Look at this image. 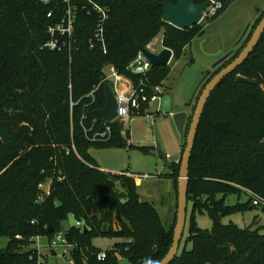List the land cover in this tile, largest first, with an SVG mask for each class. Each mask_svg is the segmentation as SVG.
Instances as JSON below:
<instances>
[{
	"label": "trees",
	"instance_id": "trees-1",
	"mask_svg": "<svg viewBox=\"0 0 264 264\" xmlns=\"http://www.w3.org/2000/svg\"><path fill=\"white\" fill-rule=\"evenodd\" d=\"M93 1L106 17L101 19L85 0H76L70 57L65 50L43 48L48 26L63 15L60 0H54L55 9L39 0H0V264H37V234L48 240L62 232L74 245V264H157L171 245L174 222L166 227L156 207L140 199L133 173L103 170L89 151L126 146L118 121L108 123L107 140L92 139L105 127L96 113L105 105L103 69L111 65L135 86L142 82L150 97L152 89L166 87L169 67L130 74L126 67L138 51L161 33L162 46L172 50L176 61L204 31L199 23L180 29L165 22L166 0ZM99 27L105 52L94 36ZM234 57L215 66L212 76ZM238 75L252 83L236 81ZM261 85L264 32L205 104L189 161L188 235L169 264H264V225L240 228L222 221L258 207L247 191L264 197ZM178 170L172 174L176 183ZM48 180L49 194L39 200L38 185ZM243 192L245 202L226 204L227 195ZM203 213L212 221L210 229L197 225L194 216ZM70 215L80 227L62 231ZM96 237L120 241L98 259L101 249L92 243Z\"/></svg>",
	"mask_w": 264,
	"mask_h": 264
},
{
	"label": "rangeland",
	"instance_id": "rangeland-1",
	"mask_svg": "<svg viewBox=\"0 0 264 264\" xmlns=\"http://www.w3.org/2000/svg\"><path fill=\"white\" fill-rule=\"evenodd\" d=\"M220 1L221 7L211 16L204 15L199 22L204 34L193 42L198 50L199 41L204 39L206 51L221 50V55L229 53V56L234 57L244 47L264 14V0ZM161 37L159 33L151 41L157 51L164 48L161 44ZM191 54L192 49L189 45L186 46L178 60L175 61L172 57L167 65L169 73L165 81L166 87L163 90L158 88L161 93L154 101L140 105L130 113L126 122H121V134L125 137V147L91 148L89 151L103 170L121 174L133 173L140 199L149 201L156 207L166 227H169L172 222L175 223L177 183L172 174L175 168L179 169L187 134L186 125L190 123L197 99L214 70L196 57L190 61L189 55ZM171 90L173 95L170 97L167 92ZM171 106L172 110H170ZM179 111L187 114L183 135L179 133L173 119V115ZM157 143L165 158L158 156ZM42 187L45 189L46 185L43 184ZM244 193L227 195L226 204L245 202L248 197ZM190 206V204L187 206L186 222L178 247L179 251L183 248L188 235ZM194 218L200 228H211L212 221L207 214H195ZM222 221L226 224L234 223L240 228L249 225H264V211L260 206L253 207L244 213L237 212L225 216ZM61 225L64 231L73 225L78 227V222L70 215ZM116 241L120 239L96 237L92 243L101 249L100 252H105ZM41 242L43 246L40 249L43 256L41 262L43 264L70 263L71 252V254H61L60 249L57 252L51 250L46 244V237H43ZM121 264H126V262L121 260Z\"/></svg>",
	"mask_w": 264,
	"mask_h": 264
},
{
	"label": "water",
	"instance_id": "water-1",
	"mask_svg": "<svg viewBox=\"0 0 264 264\" xmlns=\"http://www.w3.org/2000/svg\"><path fill=\"white\" fill-rule=\"evenodd\" d=\"M164 14L162 19L180 29H186L192 27L195 24H198L202 20L203 12L206 10L208 3L203 2L197 4L194 0H177L176 4H172L169 1H165L163 4ZM264 32V14L254 28L250 38L241 49V51L225 66L218 70L205 84L203 87L187 129L185 146L182 152L178 177H177V208L175 214V223L173 227V236L171 245L164 255V257L157 264H169L178 252V247L180 240L183 235V230L186 222V213H187V188H188V178H189V161L191 152L193 150L195 136L197 133V128L200 123V119L203 113L205 104L217 86V84L228 74L232 73L238 66H240L252 52L254 47L257 45L258 41L261 38V35ZM204 39H201L198 43V50L196 49L195 42H192L191 49L192 54L189 55V60L192 61L194 57L201 60L206 65L214 68L219 65L223 60H225L229 53L221 55V50L208 52L204 49L203 46ZM140 51L144 54L147 60L150 62L151 66L158 65H167L169 64L173 54L169 48L164 47L158 53L151 52L145 47H142ZM238 82H249L250 80L238 75L236 77ZM262 90L264 87L260 86ZM155 91V89H152ZM158 94V91H155ZM171 97L173 95L172 90L167 92ZM104 95H105V105L104 107L98 109L96 113L105 121L110 122L117 114L116 111V101L112 94L109 84H104ZM172 110V106L170 107ZM174 122L176 127L181 135L184 134L185 125L187 122V114L184 111H179L173 115ZM187 127V125H186ZM157 154L161 158H165L164 153L161 151L159 144H156ZM171 166V164H169ZM82 230L85 232L86 227L82 226ZM51 231V229H50ZM54 255V252H52Z\"/></svg>",
	"mask_w": 264,
	"mask_h": 264
},
{
	"label": "built area",
	"instance_id": "built-area-1",
	"mask_svg": "<svg viewBox=\"0 0 264 264\" xmlns=\"http://www.w3.org/2000/svg\"><path fill=\"white\" fill-rule=\"evenodd\" d=\"M60 1L63 8L62 11L63 15L56 24L48 26L47 32L49 34V37L43 43V48H46L51 51L65 50L67 51L68 55L71 57V54L74 49L73 44L75 42V23L77 18L76 8L78 5L76 4V0H74V2L72 0H60ZM39 2L44 5L53 6V9L56 8L54 7L55 6L54 0H39ZM85 2L91 6L92 10H94L96 13L100 15L101 19H104L106 17V12L100 5L95 3L93 0H85ZM206 2L208 3V6L206 10L203 12V16L213 15L222 5L220 0H207ZM53 9H50V11L47 13L48 17L52 15ZM94 36L96 38L98 45L101 47L102 51L105 52V42L103 39L101 27L97 29L96 33H94ZM145 48H147L148 50L154 53L159 52L155 49L154 44L152 42L148 43L145 46ZM151 67L152 66L150 62L147 60L144 54L139 50L135 58L128 64L126 69L130 74L142 76L145 75L146 72L149 71ZM103 70H104V76L102 77L100 84L101 83L109 84L112 94L116 101L117 114L110 122L104 121L105 127L103 128L102 131H99L92 135L93 140L98 139L101 141L107 140V138L110 136L111 128L108 123H111L113 121H118L120 123L126 122L130 113L134 109L138 108L142 104H145V102L154 101L157 95L161 93L158 88H155V91H158V94H156L153 91L152 96L149 97L146 94V89L142 86V82H140L138 86H135L132 80L128 76L119 73L111 65L105 67ZM99 85L97 87H99ZM93 92L94 89H92L88 95L92 96ZM50 182L51 181L48 180L47 182L40 183L38 185V188L42 191L41 195L39 196V200H42L44 198V194L47 195L49 194ZM43 184L46 185L45 189L42 187ZM247 194L252 198V203L254 205L264 207V197H261L251 191H247ZM31 223H34V220H32ZM78 227H80L79 224ZM42 238L43 236L39 234L35 235L33 238L34 240L33 246L35 247L38 255L37 264H43L41 262V258L43 256L40 250L41 247H43L41 242ZM46 244L51 250H54L55 252H57V250L60 249L61 254L62 253L71 254L74 249V245L66 239V237L62 232H57L53 234V236L47 240ZM105 256L106 254L103 251L97 254L98 259H104ZM69 264H74L72 259H70Z\"/></svg>",
	"mask_w": 264,
	"mask_h": 264
},
{
	"label": "crops",
	"instance_id": "crops-1",
	"mask_svg": "<svg viewBox=\"0 0 264 264\" xmlns=\"http://www.w3.org/2000/svg\"><path fill=\"white\" fill-rule=\"evenodd\" d=\"M205 43V42H204ZM204 43H203V46H204ZM102 169V168H101Z\"/></svg>",
	"mask_w": 264,
	"mask_h": 264
}]
</instances>
